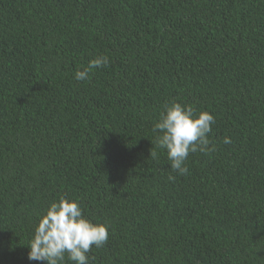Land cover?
<instances>
[{"label": "trees", "instance_id": "16d2710c", "mask_svg": "<svg viewBox=\"0 0 264 264\" xmlns=\"http://www.w3.org/2000/svg\"><path fill=\"white\" fill-rule=\"evenodd\" d=\"M173 100L215 116L187 175L150 155ZM62 196L109 227L90 264H264V0H0V264H46Z\"/></svg>", "mask_w": 264, "mask_h": 264}, {"label": "clouds", "instance_id": "9594fccd", "mask_svg": "<svg viewBox=\"0 0 264 264\" xmlns=\"http://www.w3.org/2000/svg\"><path fill=\"white\" fill-rule=\"evenodd\" d=\"M110 63L107 55L98 56L82 70H77L74 79L87 81L94 69L107 67ZM214 123L215 116L207 111L198 112L194 106L176 100L166 103L152 127L155 140L151 159L158 156L155 149L166 150L170 168L180 175H187L186 161L191 153L215 151L209 140ZM231 142L230 137L223 139L224 144ZM108 239V225L88 220L78 200L62 196L57 202L50 203L35 226L28 245V259L46 264H66V261L68 264H90L89 253L93 248H102Z\"/></svg>", "mask_w": 264, "mask_h": 264}]
</instances>
